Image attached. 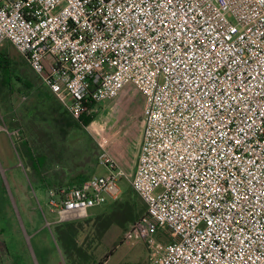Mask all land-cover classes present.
<instances>
[{"label":"built area","instance_id":"obj_1","mask_svg":"<svg viewBox=\"0 0 264 264\" xmlns=\"http://www.w3.org/2000/svg\"><path fill=\"white\" fill-rule=\"evenodd\" d=\"M4 42L71 117L126 84L142 96L129 186L153 264H264V0H0ZM99 147L107 175L46 188L52 223L119 195Z\"/></svg>","mask_w":264,"mask_h":264},{"label":"rangeland","instance_id":"obj_2","mask_svg":"<svg viewBox=\"0 0 264 264\" xmlns=\"http://www.w3.org/2000/svg\"><path fill=\"white\" fill-rule=\"evenodd\" d=\"M0 52L8 53L17 62L21 59L9 42L0 45ZM28 70L26 77L18 74L19 80L0 77V84H5L0 89V128L7 129L9 133L7 137L0 132V264L17 263L16 255L24 250L23 238L28 250L36 255L38 264H153L154 248L138 237L132 224L120 227L111 223L107 228H101L100 216L111 208V199L89 208L86 217L72 220L80 227L75 240L84 255L67 250L56 236L54 226L57 224L52 223L54 216L42 201L43 191L31 185V182L35 184V179L32 176L30 180L28 165L19 145L23 133L30 144H34L35 152L47 155L46 167L49 165V170L44 171L45 174L51 169H65L64 172L69 174L72 168H65L62 158L74 155L81 172L107 175L106 167L97 161L99 144H102L125 173L118 182L120 193L115 198L116 203L123 201L127 196L123 188H129L143 127L142 96L133 85L126 84L115 98L98 104L94 118L86 126H66L63 128L65 132L59 131L51 138L48 136L52 121L50 123L49 101L43 94L45 86L29 66ZM23 77L35 82V87L27 89L20 81ZM83 155L90 160L86 162ZM55 163L59 164L56 166ZM136 199L139 202L136 207L143 205L139 198ZM36 201L41 203L43 215L51 223L49 226ZM39 238H47L46 242H49L40 248L44 250L46 262L38 253L36 241ZM158 239L169 241L163 229L158 232Z\"/></svg>","mask_w":264,"mask_h":264},{"label":"trees","instance_id":"obj_3","mask_svg":"<svg viewBox=\"0 0 264 264\" xmlns=\"http://www.w3.org/2000/svg\"><path fill=\"white\" fill-rule=\"evenodd\" d=\"M28 72H29L28 64L22 56L19 62H17L15 60H12L11 56L8 53L6 54L3 52H0V77L1 78L5 76H9L15 80L16 79L19 80L18 74L26 77ZM15 73H17V75ZM24 77L23 79H20L21 83L27 89L34 88L35 82L33 83V81L30 79H24ZM4 85H5L4 83L0 84V89L5 87ZM43 94L45 95L44 98L49 101L48 113L51 118L50 123L52 121V123L49 124L50 136L48 137L52 138V136L54 134L56 135V133H59V131L65 132L63 128L66 126L68 127L75 126L76 128L84 127L95 116V114L86 115L83 111H81L76 115V117H71L68 113H66L61 108L58 101L52 95L49 96L45 93ZM36 128H38L37 125H36ZM30 130L31 129H29V136L32 137V135H30V132H31ZM46 141H48L47 143H51L52 139L51 141L50 140H46ZM19 145H20V148L22 149L21 153L25 156V162H27V165H28V170L30 173L29 174L30 180H32V176H33V179H35V184L31 182V185L34 187H38L42 191L46 190V188H52L54 190H57L60 187L71 186L91 176L90 173H84L80 171L81 170L80 165H78L76 156L69 155L66 158L63 156L62 160L65 161L66 163L65 168L66 167L72 168L71 172H69V174L67 173V175H71V177L69 179V183H66V184L57 183L53 181L54 177L52 178V176H50L48 172L47 174H45L46 170L47 169L49 170L48 168L49 165H47L46 167L47 155L42 152L40 153H38L37 151L35 152L32 148L34 144L31 145L30 141L26 137L23 136V133L20 138ZM57 156H59V154ZM83 157L86 160V162L90 160L87 158V156L85 157L83 155ZM61 161H59V163ZM59 163H55V165L57 166V164ZM64 171L65 169L59 170V172H64ZM123 193L127 195L123 201H120V202L118 201L116 203L115 200L117 199L111 200V205H112L111 208H109V210L106 212L104 211L102 212V216H100L101 218L100 226L102 229L107 228L111 223L117 226H120V227H123L124 224L126 223L133 224L134 221H136L143 215L145 211V204L133 192L131 187L129 186V188L127 189L123 188ZM136 198H139L142 201L143 205L136 207L139 204ZM75 223H76L75 221H67V222L59 223L55 225L54 228H55L57 238L63 243L64 247L67 250H73L75 254L77 253L78 255L81 256V255H84L83 251L81 247L77 245L76 240H75V237L80 231V227L79 225L77 226V224Z\"/></svg>","mask_w":264,"mask_h":264},{"label":"crops","instance_id":"obj_4","mask_svg":"<svg viewBox=\"0 0 264 264\" xmlns=\"http://www.w3.org/2000/svg\"><path fill=\"white\" fill-rule=\"evenodd\" d=\"M43 89H45V91H46V92H44L45 94H47L49 96L52 95L55 98V96L52 94V92H50V90L46 86ZM14 131L12 130L11 132H14ZM0 132H3L7 137H9V133H8L7 129L0 128ZM49 174H50V176H52V178L54 177L53 181H55L57 183H60V184L69 183V179L71 177V175H67L65 172H59V170L57 171L56 169H51L49 171ZM42 197H43L42 201H44L45 200V190L43 191ZM46 239L47 238H39L36 241L37 242V247H39L38 248L39 249L38 253H39V256L41 257V259L43 260V262H46L44 260L46 258V256L43 255L44 250H42L44 248L45 244H47V242H48V240L46 242ZM22 246L24 247L23 248L24 250L16 255V258H17V263L16 264H38V260L36 258V255L31 253L30 250H28L27 244H26V241H25L24 238H23V241H22ZM40 248H42V249H40Z\"/></svg>","mask_w":264,"mask_h":264}]
</instances>
